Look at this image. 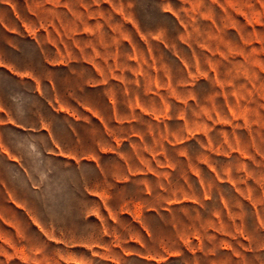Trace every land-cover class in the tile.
I'll use <instances>...</instances> for the list:
<instances>
[{
  "label": "rangeland",
  "instance_id": "1",
  "mask_svg": "<svg viewBox=\"0 0 264 264\" xmlns=\"http://www.w3.org/2000/svg\"><path fill=\"white\" fill-rule=\"evenodd\" d=\"M1 1L12 3L29 25L38 24L29 9L38 11L41 30L33 34L48 60L65 59L67 51L76 59L151 55L173 76L168 118L159 123L138 117L137 131L145 134V142L135 141L136 147L149 158L150 170L108 184L109 203L145 205L138 208L137 226L126 212L110 209L116 222L107 221V229L127 252L116 256L119 264H264V0H235L245 9L235 7L228 17L217 8H202V18L182 0ZM163 8L174 11L187 30ZM211 17L218 23L227 19L238 30L217 32ZM138 35L152 38L145 43ZM222 55L233 57L215 59ZM176 59L187 63L190 79L183 78ZM51 75L65 103L74 107L83 101L81 87L92 77L80 61ZM129 148L122 145L123 151ZM87 176L92 181L94 171ZM72 178L80 177L75 171ZM90 203L92 213L96 202ZM89 230L96 237L92 217ZM130 236L139 237L143 247L125 242ZM87 264L103 263L90 257Z\"/></svg>",
  "mask_w": 264,
  "mask_h": 264
},
{
  "label": "crops",
  "instance_id": "2",
  "mask_svg": "<svg viewBox=\"0 0 264 264\" xmlns=\"http://www.w3.org/2000/svg\"><path fill=\"white\" fill-rule=\"evenodd\" d=\"M182 1L201 18L202 8H217L228 17L235 7L243 11L246 5L235 0ZM162 11L186 29L174 11ZM29 12L38 24L23 22L12 3L0 0V264H87L90 257L103 264H119L116 256L127 252L118 235L107 229V221L116 222L110 209H119V215L126 212L137 226L141 223L138 208L145 205L109 203L108 184H121L150 170L149 158L136 147L135 141L145 142V134L137 131L138 117L149 116L159 123L168 118L173 76L151 55L145 60L134 55L122 61L118 56L85 54L76 59L67 51L65 59L48 60L33 34L41 30L38 11ZM213 19L211 28L217 32L236 28L227 19L224 23ZM130 27L139 32L137 25ZM151 38L139 36L145 43ZM50 45L57 53V44L51 41ZM231 57L215 59L228 62ZM77 61L92 79L81 87L83 101L72 107L61 99L51 72ZM176 62L183 78L190 79L193 72L187 63ZM152 101L154 105L149 106ZM57 115L62 120L53 118ZM125 144L130 145L129 151L122 150ZM90 169L95 173L92 181L87 176ZM75 171L77 180L72 178ZM91 199L97 209L92 213ZM91 217L97 225L96 237L89 230ZM125 242L143 247L137 236ZM181 246L187 249L184 240Z\"/></svg>",
  "mask_w": 264,
  "mask_h": 264
}]
</instances>
